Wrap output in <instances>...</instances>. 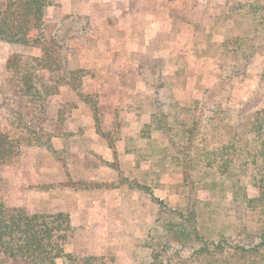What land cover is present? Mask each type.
Masks as SVG:
<instances>
[{
    "label": "trees",
    "instance_id": "obj_1",
    "mask_svg": "<svg viewBox=\"0 0 264 264\" xmlns=\"http://www.w3.org/2000/svg\"><path fill=\"white\" fill-rule=\"evenodd\" d=\"M48 7L49 0H0L1 43L25 45L27 33L38 31L35 53L24 57L23 62H14L10 67L6 88L26 103L21 106L18 103L13 111H8L10 117L6 119L11 129L16 134L19 132L18 136L0 126V172L20 154V131L30 133L34 146L44 147L62 158L65 154L64 149L53 150L51 146L52 138L69 135L64 119L60 117L61 111L55 110L52 132L44 127L48 119L45 113L49 105L48 97L62 95L63 89L77 91L81 85L82 70L79 67L68 68L65 52L70 40L84 37L89 19L73 12L62 15L58 22L45 23ZM221 9L224 10L220 11L213 25H209L211 37L217 31V23L231 21L234 26L226 30L220 43H212L210 37L201 36L198 39L199 32L195 29L198 47L194 55L217 64L220 74H223L220 80L236 79V76L246 75L250 65L264 51V0L229 1ZM143 65L140 61L138 68L143 70ZM187 68L188 61L173 75H179ZM150 69L145 74L142 70L139 72L138 81L144 86V91L138 93L141 94L139 98L142 104L138 103L135 110L146 111L147 117L136 138L144 139L145 145L150 143L154 135L164 138L162 147L154 148L157 157L151 153L149 155L151 169L141 174L138 185H133V179L130 181V174L126 177L121 175L116 184L108 187L91 185V188L105 190H120L121 186L128 185V188L134 187L137 192L148 193L151 200L164 209L167 205L155 199L147 188L149 185H143V181L155 183L162 174L181 176L182 182L175 189L185 195L183 206L167 209L174 221L158 219L140 243L131 245L133 250L129 251V256L132 264H264V222L254 231L237 222L223 224L219 228H211L206 223L214 220L217 211L231 210L234 214L253 211L261 201L260 198L248 197L246 189L240 186V178L250 168H254L257 172L256 187L264 191V70H261L258 83L246 100L238 103L236 111L222 109L220 100L216 98L220 93L225 94V84L222 89L224 92L217 88L219 84L205 90L201 99L190 103L189 111L193 113L194 121L188 128L179 122L178 115L173 112V109L178 110L177 104L173 102L170 106L165 105V98L172 93L166 94L161 82L166 67L154 65ZM42 74L48 77L41 80ZM154 80H159V84L153 85ZM169 85L172 89L175 87L173 82ZM91 96L97 98L98 95ZM88 99L82 102L90 107ZM144 102L150 103L147 110L143 108ZM210 105L212 108L206 107ZM71 106L76 108L75 105ZM251 115L255 122H262L260 141L255 125L244 122ZM179 126L186 127L183 144L173 139V133ZM57 127L65 128V132ZM125 154H129V150ZM137 157V164L144 160L141 155ZM114 165L111 163L110 167ZM206 178L213 179V190L210 200L202 202L198 199V192L203 190ZM215 197L217 203L212 200ZM68 230L69 215L62 211L28 214L23 208L8 206L0 197V264L115 262L110 246L106 247L104 255L68 252L62 237V233Z\"/></svg>",
    "mask_w": 264,
    "mask_h": 264
},
{
    "label": "rangeland",
    "instance_id": "obj_2",
    "mask_svg": "<svg viewBox=\"0 0 264 264\" xmlns=\"http://www.w3.org/2000/svg\"><path fill=\"white\" fill-rule=\"evenodd\" d=\"M81 1L76 0L77 4L78 2L81 3ZM229 1L235 3L236 0H201L197 11H184L185 13L173 11L172 14L179 18L183 14V18L188 21H190L189 19H193L195 22L191 26L199 32L198 39H201V36L204 38L210 37L212 43H220L223 40L226 30L231 29L234 24L231 21L224 24H215L217 34H214L212 37L209 25H213L220 11L224 10L221 8ZM238 1L242 2L243 0ZM193 3L194 0H188L187 8H190ZM76 6H74V10L77 8ZM77 13L80 12L77 11ZM61 16L62 11L60 6L58 7L54 3V0H49L47 17L44 19V22H58ZM37 39L38 31L33 30L27 33L25 45H7L0 42V126L11 134H16V132L11 129L12 127L8 125L6 119L10 117V112L17 107L18 103L21 106L26 102L17 96H13L6 88L7 80L11 74L10 67L14 62H23L24 57L31 56L35 53ZM95 40L96 38H93L91 33H85L84 37H76L68 42V48L65 52L66 64L68 68L75 69L79 67L82 70L81 85L77 91L72 92L63 89L61 92L62 95L48 97L49 105L45 113L48 119L44 123V127L50 132L53 131V125H55V110L59 109L61 111L60 117L62 120L64 119V125L65 127L67 126L69 133V135H62L60 138H52L51 146L53 150L65 148V153H73L72 159L70 156L67 157V154H64L62 158L44 147L34 146L30 133L20 131L22 135L20 154L17 158L10 160L9 164L0 172V197L4 199L8 206L23 208L28 214H52L62 211L69 215L70 220L71 215L69 211L70 209L71 211L73 210L70 200L73 198L74 193L72 192L73 190H69L67 187L77 185V183L81 184V186L86 184L78 181L82 177L81 172H83L84 168L91 169L90 179L92 180L90 185H96L98 183L97 177H102V173L103 175H108L107 179L115 177L116 181L107 180L104 184L102 182L97 184L103 187L116 184L121 175L126 177L129 174L130 181L133 179V185H138L141 174L151 169L152 160L149 155L151 153V155L157 157L158 153L154 148L156 146L162 147L161 143L164 142V138L163 136L154 135L148 145H145L144 139L140 137L136 138L137 133L139 136V131L147 119L146 111L135 110V106L142 104L140 103L141 98H139L141 94H138L144 91V86L139 84L138 81L140 79L139 72H141L142 68L129 70L131 72H127L129 77L127 75V78L122 80L121 84L124 89L122 93L125 94L121 95L120 99L122 100L124 108L114 110V118L103 119L104 114H108L110 111L113 112V110L109 107H102V97L98 95L95 98L91 95L108 92L110 87L105 88L104 83L102 87L98 84L96 85L95 83L98 82L95 81V72L87 69L85 65V61L92 60L96 54L99 55L98 48L96 49L93 43ZM168 43V40L159 38L156 48L153 51L154 56H149L151 52H148L139 58L142 64H144L142 73L145 74L148 68L150 71L151 66L161 67L164 65L167 68L166 72L169 70L168 68H171L174 74L177 65L182 66L185 64L186 58L183 59L180 57L182 51L177 46H173L170 49V63L167 62V57H165V60L163 59V52L167 50ZM189 44L187 48H192L190 50L196 51L197 44L195 43V46H192L191 43ZM124 68L126 69L125 66ZM261 70H264V51L250 65L246 75L236 76V79L220 80L219 78L220 76L223 77V74H220V67L217 64H207V62H204L201 65L194 58H190L188 60V68L184 72L176 76L172 74V76L168 75L162 78L161 82L164 84L163 88L165 93L169 95L172 92L171 96L166 95L168 97L165 98V105L170 106L175 102L179 111L173 109V112L178 115L179 122L189 128L194 121L193 113L189 111L191 101L201 99L205 90L213 89L218 84L217 88L223 91V84H225V94L220 93L216 98L220 100L219 104L222 109H229L232 112L236 111L238 103L245 101L247 95L257 85L258 75ZM135 76L136 78H134ZM47 77V74H42L41 80ZM159 82V80H154L152 84H159ZM170 82L175 84L173 89L169 85ZM136 86L140 91L137 94H133L130 87L134 88ZM87 97L89 98L90 107H87L82 102ZM149 104L148 102H144L143 108L147 110ZM71 105H75L74 107L76 108H72L73 106ZM206 107L212 108V105ZM21 112L23 113V110ZM244 122H252L255 125L257 137L260 141L263 132L262 122H255L252 115ZM97 126L99 133H96ZM89 127L91 129L93 127L95 128L96 135V141L91 145L92 136L90 135H92V131L89 132ZM185 128L179 126L176 129V132L173 133L174 142L185 143ZM57 129L61 128L57 127ZM61 130L65 132V128ZM102 130H108V133L105 134ZM18 133L16 134L17 136ZM84 135L86 136L81 137ZM76 137H78L77 140ZM102 137L106 138V148H102ZM131 139L136 140V142H133ZM156 139L158 143L155 142ZM152 149L153 152L151 151ZM126 150H129V154H125ZM75 152H80L81 155L86 154L84 160H80V157V159H77L76 157L78 156L74 155ZM102 155L109 162L102 161ZM138 155H141L144 160L139 161L137 164ZM37 163L38 166L35 167ZM111 163L113 165L115 164L114 167H110ZM99 164L100 169L95 170ZM102 164H106L103 172ZM32 168H35L40 174L47 173L46 175L42 174L45 176L43 177L44 181H42L45 184H43L44 189L42 190L43 194L41 197H39L38 193H34L33 180L29 177L30 172H34ZM56 168H58V173L60 174L53 177L50 171H54ZM256 173L254 168H250L240 178V186L246 189L249 198H260L261 203L258 202L259 206L253 211L247 210L235 214L231 210H223L221 213L217 211L218 214L214 217L213 221H206L209 227L219 228L223 224L229 225L237 222L245 225L248 230L254 231L259 228V224L264 222V191L256 187ZM65 175L68 178L66 182ZM146 177L149 178L148 176ZM28 182H31V184H28ZM52 182L54 185H51ZM153 182L150 183V180H145L143 181V185L148 184L149 186L147 188L150 190V193H152L155 199L167 205L166 208H159L157 203L151 200L148 193L137 192L134 187L131 189L128 188V185L121 186L119 190L122 194L120 206L109 212V221L106 225L95 222L72 228L70 224V230L62 233V237L66 242L67 251L76 254L104 255L106 247L110 246L116 258L113 264H132L129 256V251L133 250L131 245L133 243H140L146 236L147 231L158 219L174 221L167 209H179L184 203L185 195H182L181 192L175 189V186L182 182L181 176L176 174H162L157 182ZM212 182L213 179L206 178L204 188H202L203 190L198 192V199L200 201L207 202L210 200ZM83 193L87 198L95 195V192L88 190ZM212 200L214 203H217L216 197ZM213 264L220 263L216 262Z\"/></svg>",
    "mask_w": 264,
    "mask_h": 264
},
{
    "label": "crops",
    "instance_id": "obj_3",
    "mask_svg": "<svg viewBox=\"0 0 264 264\" xmlns=\"http://www.w3.org/2000/svg\"><path fill=\"white\" fill-rule=\"evenodd\" d=\"M200 1L194 0L191 7L187 8L188 0H82L78 4L76 0H54V3L58 7L60 6L62 15L78 11L89 19V26L86 33H91L92 37L96 38L93 43L96 49L98 48L99 55L96 54L92 60L85 61L86 63H84L87 69L95 72V81L98 82L95 83L96 85L98 84L102 87L104 83L105 88L110 87L108 92L97 94L102 97V107H109L113 110V112L110 111V113L104 114V116L102 114L103 119L114 118V112L118 108H124L122 100L120 99V96L125 94L122 93L124 90L121 84L122 80L129 77L127 74V72H130L129 70L138 68V64L140 63L139 58L143 54L151 52L149 56H154L153 51L156 48L159 38L169 41L167 50L163 52V59L165 60V57H167L168 63L171 61V59L169 60L171 47L177 46L182 51L180 57L183 59L186 58V61L194 58L201 65L204 62L213 64L212 60L198 58L194 55L195 51L190 50L192 48H187V45H190L189 43L192 46H195V43L198 44L195 30L191 26L195 21L193 19H189L190 21L185 20L183 14L180 15L181 18L175 17L172 14L173 11L183 13H185L184 11H197ZM74 6L77 7L75 10ZM177 9L178 11H176ZM214 34H217V31ZM176 67V71L181 70L183 65H177ZM168 69L163 77L173 74V69ZM130 90L133 91V94H137L140 91L137 86L134 88L130 87ZM91 131L92 135L90 136H92V142L90 145L96 141L95 128H90L89 132ZM102 132L107 134L108 130H102ZM78 137H76V140ZM105 139L102 137V148H106L107 146ZM72 154H67V157L70 156L72 159ZM74 155L78 156L76 157L77 159L81 158L80 160H84L86 154L81 155L80 152H75ZM97 158L99 159V157ZM102 161L107 163L108 159L102 155ZM37 166L38 163L35 167ZM96 167L95 170L100 169V164ZM105 167L106 164H102V172L103 169L105 170ZM32 169L34 172L31 171L29 177L33 180L34 193H38L39 197H41L43 194L42 190L44 189L43 184H45L42 182L44 181L43 177H45L42 174L46 175L47 173L40 174L35 168ZM90 170V168H84L83 172H81L82 177L78 180L86 184L81 186V184L77 183L75 186L70 185V187H67L69 190H73L72 192L74 193L73 198L70 200L73 210L71 211L70 209L69 211L72 228L95 222L106 225L109 221V212L112 209L118 208L121 203L122 194L119 189L105 190L104 188H91L90 182L92 179H90ZM50 172L53 174V177L60 174L58 173V168ZM97 178V184L99 182L104 184L107 180L116 181L115 177L107 179L108 175H103V173L102 177ZM66 179L68 178L65 175V182ZM29 183L31 184V182ZM51 185H54V183L52 182ZM87 190L95 192V195L87 198L83 193Z\"/></svg>",
    "mask_w": 264,
    "mask_h": 264
}]
</instances>
